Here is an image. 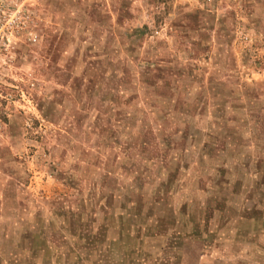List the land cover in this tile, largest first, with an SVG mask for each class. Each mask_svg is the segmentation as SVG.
I'll return each instance as SVG.
<instances>
[{
	"label": "rangeland",
	"instance_id": "1",
	"mask_svg": "<svg viewBox=\"0 0 264 264\" xmlns=\"http://www.w3.org/2000/svg\"><path fill=\"white\" fill-rule=\"evenodd\" d=\"M0 264H264V0H0Z\"/></svg>",
	"mask_w": 264,
	"mask_h": 264
}]
</instances>
